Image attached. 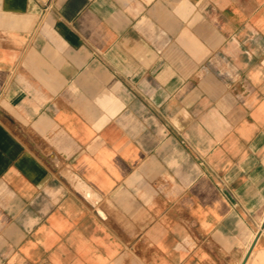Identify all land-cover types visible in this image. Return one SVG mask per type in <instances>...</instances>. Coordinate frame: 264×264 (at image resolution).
<instances>
[{"label": "crops", "instance_id": "crops-1", "mask_svg": "<svg viewBox=\"0 0 264 264\" xmlns=\"http://www.w3.org/2000/svg\"><path fill=\"white\" fill-rule=\"evenodd\" d=\"M0 264H264V0H0Z\"/></svg>", "mask_w": 264, "mask_h": 264}, {"label": "bare ground", "instance_id": "bare-ground-1", "mask_svg": "<svg viewBox=\"0 0 264 264\" xmlns=\"http://www.w3.org/2000/svg\"><path fill=\"white\" fill-rule=\"evenodd\" d=\"M90 195V194H89ZM91 199V198H90Z\"/></svg>", "mask_w": 264, "mask_h": 264}]
</instances>
